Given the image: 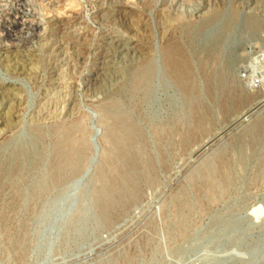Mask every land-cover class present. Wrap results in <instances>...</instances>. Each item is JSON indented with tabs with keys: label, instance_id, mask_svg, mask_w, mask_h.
I'll use <instances>...</instances> for the list:
<instances>
[{
	"label": "rangeland",
	"instance_id": "1",
	"mask_svg": "<svg viewBox=\"0 0 264 264\" xmlns=\"http://www.w3.org/2000/svg\"><path fill=\"white\" fill-rule=\"evenodd\" d=\"M0 264H264V0H0Z\"/></svg>",
	"mask_w": 264,
	"mask_h": 264
},
{
	"label": "bare ground",
	"instance_id": "2",
	"mask_svg": "<svg viewBox=\"0 0 264 264\" xmlns=\"http://www.w3.org/2000/svg\"><path fill=\"white\" fill-rule=\"evenodd\" d=\"M248 20V19H247ZM247 23V22H246Z\"/></svg>",
	"mask_w": 264,
	"mask_h": 264
}]
</instances>
